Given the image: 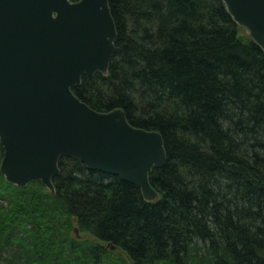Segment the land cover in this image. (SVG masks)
<instances>
[{"label": "trees", "instance_id": "obj_1", "mask_svg": "<svg viewBox=\"0 0 264 264\" xmlns=\"http://www.w3.org/2000/svg\"><path fill=\"white\" fill-rule=\"evenodd\" d=\"M110 7L109 74L73 90L161 132L167 161L150 175L161 199L73 156L60 157L55 194L0 169V264H264V50L222 0Z\"/></svg>", "mask_w": 264, "mask_h": 264}, {"label": "water", "instance_id": "obj_2", "mask_svg": "<svg viewBox=\"0 0 264 264\" xmlns=\"http://www.w3.org/2000/svg\"><path fill=\"white\" fill-rule=\"evenodd\" d=\"M222 1L264 49V0ZM117 35L110 0H0V169L9 182L41 180L55 194L66 155L158 201L150 173L167 160L161 132L133 125L122 107L98 111L73 90L84 75L109 74Z\"/></svg>", "mask_w": 264, "mask_h": 264}, {"label": "bare ground", "instance_id": "obj_3", "mask_svg": "<svg viewBox=\"0 0 264 264\" xmlns=\"http://www.w3.org/2000/svg\"><path fill=\"white\" fill-rule=\"evenodd\" d=\"M254 40V39H253ZM255 41V40H254ZM258 44V43H257ZM260 47H261V45L260 44H258ZM262 48V47H261ZM263 49V48H262ZM264 50V49H263ZM87 103V102H86ZM88 104V103H87ZM164 140V139H163ZM165 146V145H164ZM167 161V160H166ZM84 163V162H83ZM85 164V163H84ZM156 168H158V167H156ZM154 169V168H153ZM61 171V170H60ZM153 171V170H152ZM152 173V172H151ZM151 173H150V175H151ZM150 181H151V179H150ZM151 185L153 186V184L151 183ZM140 186V185H139ZM141 187V186H140ZM153 188L158 192V194H159V199L158 200H160L161 199V194H160V192L153 186ZM76 227V226H75ZM74 231V230H73ZM84 233V232H83ZM76 235V234H75ZM79 240V239H78Z\"/></svg>", "mask_w": 264, "mask_h": 264}, {"label": "rangeland", "instance_id": "obj_4", "mask_svg": "<svg viewBox=\"0 0 264 264\" xmlns=\"http://www.w3.org/2000/svg\"><path fill=\"white\" fill-rule=\"evenodd\" d=\"M0 202H2L5 206H7L8 205V203L6 202V201H3V200H1L0 199ZM76 231L73 233L74 235L76 234V236L78 235V234H80L82 231H80L77 227H76ZM83 233V232H82Z\"/></svg>", "mask_w": 264, "mask_h": 264}]
</instances>
